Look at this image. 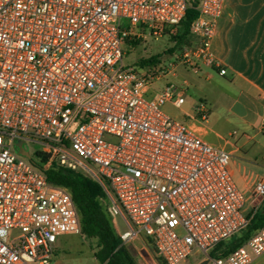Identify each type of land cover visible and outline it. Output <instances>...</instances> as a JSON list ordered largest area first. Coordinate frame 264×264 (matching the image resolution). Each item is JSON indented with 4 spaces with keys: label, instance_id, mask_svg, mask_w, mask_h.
<instances>
[{
    "label": "built area",
    "instance_id": "2783aa9c",
    "mask_svg": "<svg viewBox=\"0 0 264 264\" xmlns=\"http://www.w3.org/2000/svg\"><path fill=\"white\" fill-rule=\"evenodd\" d=\"M225 3L198 1L196 38L179 46L174 67L220 66L212 44ZM189 6L0 0V264H52L58 238L82 232L72 193L48 179L54 164L96 180L123 242L134 248L143 240L163 264H186L196 249L206 264H250L264 252L263 226L230 253L211 256L248 226L264 202V179L251 187L247 211L231 152L165 111L168 101L184 102L179 86L154 90L173 69L164 71L162 57L146 67L124 62L127 45L148 31L172 38ZM209 111L200 102L195 119L206 122ZM27 141L43 145L42 164L32 160Z\"/></svg>",
    "mask_w": 264,
    "mask_h": 264
},
{
    "label": "crops",
    "instance_id": "0c3cea01",
    "mask_svg": "<svg viewBox=\"0 0 264 264\" xmlns=\"http://www.w3.org/2000/svg\"><path fill=\"white\" fill-rule=\"evenodd\" d=\"M194 38L191 34V39ZM212 46L220 66L204 64L197 72V101L201 98L209 101V117L204 123L197 119V123L190 124L197 125L205 140L231 152L233 176L236 162L244 179L245 190L240 189L250 193L251 187L264 179V175L254 170L264 171V131L261 129L264 120V0H226ZM220 68H225L227 73L220 74ZM159 89L154 87L156 92ZM168 104L174 103L168 101L164 106L171 115ZM220 124L233 128L229 132L231 140L221 141L222 135L216 130ZM133 244L138 258L152 252L143 240ZM59 255L57 248L52 264H64ZM250 264H264V252L255 256Z\"/></svg>",
    "mask_w": 264,
    "mask_h": 264
},
{
    "label": "rangeland",
    "instance_id": "374dc122",
    "mask_svg": "<svg viewBox=\"0 0 264 264\" xmlns=\"http://www.w3.org/2000/svg\"><path fill=\"white\" fill-rule=\"evenodd\" d=\"M122 25L128 26L130 24L129 20L122 19ZM179 51V46L177 42L174 41L168 33L160 37L152 35L149 31L146 33V38L137 43L131 42L127 45L125 49L124 62L130 66L136 65L140 67H146L147 64H142V61L150 59L154 56L162 57V66L164 71L173 69L174 73H168L163 75L159 80L154 83V87H159L160 91H163L168 84H174L180 87L181 95L184 97V102L180 106L175 104H168L167 110L171 113V116L175 119L192 123L196 122L195 119L197 112L196 107L200 102H205L208 106L209 101L207 99L201 98L197 101V72L193 69L185 66L184 64L178 63L175 67L174 64L175 58L174 53ZM172 53V55H171ZM225 78V77H224ZM186 80V81H185ZM205 81V80H202ZM159 91V92H160ZM214 95L216 92L213 93ZM216 130L222 135L221 141L223 143L225 140H231V135L229 132L233 130L232 127L225 124H220L216 127ZM29 155L32 157L36 163L42 164V159L38 155V151L42 149L43 145L37 141H27L25 143ZM27 160H30L29 157H26ZM239 161V160H237ZM254 168L253 166H250ZM256 172L260 175H264V171L254 168ZM234 179L239 185V188L245 190L243 173L238 169V165L235 162L234 165ZM246 210L248 211L251 207V195L246 191ZM103 207L106 213L112 217V214L109 211L108 204L106 200L102 199ZM264 208V202L261 204V208ZM120 228L125 229L124 223L119 220ZM239 232L235 239L239 237L242 233ZM133 252L136 254L135 248L130 246ZM59 249L60 255L59 259L64 262V264H98V260L94 255V252L97 248V239L88 237L83 231L81 233H69L63 234L60 236L55 244V250ZM138 258V257H137ZM205 259V253L198 251L197 249L189 256L186 264H198ZM139 264H163L156 258V255L152 251L150 255H145V258H138Z\"/></svg>",
    "mask_w": 264,
    "mask_h": 264
},
{
    "label": "trees",
    "instance_id": "16d2710c",
    "mask_svg": "<svg viewBox=\"0 0 264 264\" xmlns=\"http://www.w3.org/2000/svg\"><path fill=\"white\" fill-rule=\"evenodd\" d=\"M199 0H189V7L179 24L178 32L172 35L180 46L191 39V25L198 17L196 9ZM138 41H135L137 43ZM160 56H154L142 61V64L151 66L156 64ZM49 181L58 186L66 187L72 193L78 208L82 231L90 238L97 239L95 257L101 264H139L133 250L123 242L116 231L112 217H110L102 204L104 191L101 185L91 177L80 171L54 164L48 171ZM264 226V208H259L252 216L244 232L235 239L220 243L211 256L226 255L243 244L257 229Z\"/></svg>",
    "mask_w": 264,
    "mask_h": 264
},
{
    "label": "water",
    "instance_id": "95a60500",
    "mask_svg": "<svg viewBox=\"0 0 264 264\" xmlns=\"http://www.w3.org/2000/svg\"><path fill=\"white\" fill-rule=\"evenodd\" d=\"M18 147H19V150H20V152H21L22 154H24V155H28V151L24 148L22 142L18 143ZM206 262H207V259L201 261V262L198 263V264H206Z\"/></svg>",
    "mask_w": 264,
    "mask_h": 264
}]
</instances>
